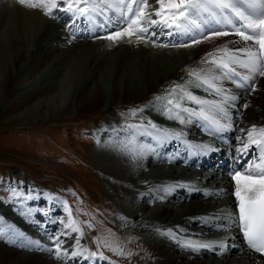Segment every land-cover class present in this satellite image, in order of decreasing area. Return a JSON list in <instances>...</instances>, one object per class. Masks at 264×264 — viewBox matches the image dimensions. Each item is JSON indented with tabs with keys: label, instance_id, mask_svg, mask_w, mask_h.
<instances>
[{
	"label": "bare ground",
	"instance_id": "1",
	"mask_svg": "<svg viewBox=\"0 0 264 264\" xmlns=\"http://www.w3.org/2000/svg\"><path fill=\"white\" fill-rule=\"evenodd\" d=\"M57 20L67 21V24L62 26L52 21L53 24L45 25L48 19L38 12L13 0H0V69L8 64L11 52L7 50L5 36L13 47L12 62L6 74L11 85L19 82L14 70L21 68L23 73L24 69L27 76L40 63L49 60L51 70H46L43 76V81L48 83L63 81L68 74L61 79L62 73L73 66L85 67L80 74V88L75 91L76 111L98 110V115H103L99 121L106 120L105 124L111 128L99 134L100 144L94 149V157L105 190L113 197L117 222L124 232L131 231L141 246L156 257L149 264H264V258L249 251L242 242L235 220L239 207L233 179L237 171L245 173L249 163L259 162V147L252 145L246 153L238 149L248 143L247 130L253 125L257 129L256 139L260 138L258 130L264 128V101L249 90V85L256 89V83L260 85L256 91L262 90L264 77L257 76L254 83L233 82L235 91H231L220 88L219 72L215 74L213 68V74L210 63L202 62H210L213 58L219 60L224 53L215 52L216 49L244 47V42L236 43L240 37L234 34L214 37V40L204 39L222 28L223 17L217 15L207 21V25L203 26L206 22L200 26L201 38L197 40L201 42L190 47L172 46L163 50L135 37H131L129 43L125 36L119 40L120 44L118 41L114 44L109 41L100 44L74 41L73 48H60L70 41L66 31L74 33L75 29H80L76 34L86 37L91 33L84 19L70 12L60 11ZM103 26L99 31L95 30L100 39L122 30L123 22L118 20ZM224 26L230 29L231 25L224 23ZM152 28V33L157 32V38L165 29L162 25ZM172 35H164L165 44L188 41L187 37ZM247 43L251 46V42ZM83 49L93 50L87 65L82 60ZM208 53H214V57H209ZM195 67L201 78L211 81L214 87L187 78L188 70H195ZM240 70L246 74V70ZM172 79H176L175 83L166 86ZM40 80L41 77L37 79V85ZM40 84L39 89L43 83ZM21 93L22 90L17 95ZM189 95L215 103L197 104L188 98ZM50 99L54 104L52 109L62 111L57 93ZM138 99L141 101L136 103L137 112H113L116 106L124 107ZM46 100L48 98L42 99L33 110H41L42 105L50 107ZM198 116L214 122L215 128L208 130L199 124ZM138 125L154 129L153 133L158 132L165 138L157 139L159 134L156 133L153 134L155 142L143 140L135 129H131ZM174 128H180L182 133L170 135ZM33 190L23 197L29 195L24 199L27 205L39 198ZM18 194L21 192L13 188L10 199L15 200ZM54 205L51 210L54 221L42 217L43 221L39 222L46 234L41 235L40 240L29 238L27 221L17 224L21 214L15 209L8 210L6 206L0 209V231L3 234L0 264H56L60 261L68 263L71 259L81 263L87 255H93L88 247L83 253V250L74 251V246H57V239L70 243L74 238L70 237L69 230H63L59 237L61 231L57 232L55 222L60 217L54 215L59 204ZM7 211L12 214H6ZM7 219L12 220L11 226L7 225L9 231L1 225ZM214 242H223L225 247L221 249ZM18 244L28 246L29 250L17 247Z\"/></svg>",
	"mask_w": 264,
	"mask_h": 264
},
{
	"label": "rangeland",
	"instance_id": "2",
	"mask_svg": "<svg viewBox=\"0 0 264 264\" xmlns=\"http://www.w3.org/2000/svg\"><path fill=\"white\" fill-rule=\"evenodd\" d=\"M13 1L19 3V0ZM33 2L38 3L39 0H33ZM44 2L47 3V0H44ZM148 3L152 5L153 8L158 7L156 0H148ZM19 4L22 5L21 3ZM22 6L38 12L40 15L44 16L46 20L48 19V21H46L47 23L44 22L45 25L53 24L52 21L62 26L67 24V21L59 22L57 20L59 12L65 10L57 11L53 9L51 15H46L45 8H29L26 4ZM59 7L60 9H64L67 8V5H60ZM151 10L152 9H149V11ZM70 13L73 16L83 18L91 34L89 37L78 36L76 33L80 31V29H75L73 31L74 33L66 31L67 33L65 34L69 37L70 41H67V45L65 46L60 45V48H67L69 46L73 48L75 46L74 41L98 43L109 41L114 44V41L111 42V40L104 38L105 36L103 37L104 39H100V35L95 34V30L99 31L100 28L104 27V23L121 21L120 15L115 13L114 10H109L107 13L103 14H93L92 17L81 16L74 12ZM153 18L157 20L160 19V17ZM211 19L212 18L209 17L207 13H204L196 22L198 24H203ZM207 24L208 22L203 24V26ZM158 25L159 24L150 26L145 23L144 27L149 28V32L147 34H142L140 40L153 47H160V49L163 48V50H166L167 48H172V46L173 48L190 47L194 44L192 42L193 40H197L198 37L201 38V36H199V30L195 28L190 31H184L166 27L162 30L163 32L161 31L162 35L157 38V32H155V34L152 33L154 31L152 27H157ZM226 27L227 26H225V28ZM225 28H222L223 32H235V28L232 25L230 29ZM164 35H172L176 38L187 37L188 41L184 42V44L183 42L182 44H165ZM208 36H211L210 40H214V37H217L212 36L211 33H209ZM132 37L136 38V36ZM3 39L6 41L8 52H12L13 47L9 43V38L5 36ZM117 41L120 44V41ZM153 41H155V43H153ZM55 44H57V41ZM80 49H82V47L79 48V50ZM81 51H83L82 60L87 65L92 58L91 55L93 50L83 49ZM11 52L8 64L5 65L2 70L0 69V209L5 206L8 210L15 209L21 214L20 221H18L17 224L27 221L28 223L26 225L30 228L28 231L30 233L29 238L32 237L34 240H40V237H43L41 235L46 234L42 232L43 229L41 230V223L39 222L43 221L42 217H46V220L48 218V221L50 220L53 222L51 210H53L55 206L54 203L56 205L59 204V210L54 214L56 217H60L57 218L55 222L56 230L57 232L58 230L61 231L59 237L63 230L65 232L69 230L70 237L74 239H72L70 243H63L56 238L59 241L58 247L64 245L74 246V251L79 252L83 250V253L89 248L93 255H89L88 259L91 260L93 264H149L154 261L156 257L141 246L140 242L135 239L131 231L124 232L117 222V210L113 203V197L105 190L103 176L101 175L98 162L94 157V149L100 144L99 134H102L103 131L107 129L111 130V128L105 124L106 120L99 121V118L103 115L99 116L98 110L83 113H78L76 111L75 91L80 88V84H78L80 82V74L85 67L80 64H78L77 67L73 66L69 68L67 72L64 70L60 78L62 79L63 75L66 73L68 77L63 81H52L48 83L43 81L45 79L43 76H45L46 70H51L49 60L48 62L40 63L38 68L31 70L27 76L24 74V69L23 73L21 68L16 71L14 70V74H16L15 79L16 81L19 80V82H15L11 85L6 78L9 64L12 62ZM210 66L212 68V73L213 68L215 74L219 72V75H217L220 77V82L222 83V86L220 83L219 87L235 91L231 83L236 80L227 74L224 69L217 70L216 65L211 63ZM88 69L90 68L86 70ZM192 70L194 69H189L187 72L188 79L191 80L192 78L196 81L198 80L202 84L206 83L205 85L207 86L212 84V82L207 79L203 80L199 73H197V76H191L190 72ZM196 70L197 67H195V71ZM238 71H240L242 75L244 74L240 69H238ZM40 77V82L43 83L41 89H39L41 85L40 82L37 85V79ZM175 81L176 79H172L165 85L169 86L175 83ZM165 88L166 87L163 86V89ZM259 88L260 85L256 83L254 94L256 92V97L264 101V88L257 92ZM21 90L22 93L17 95V92ZM54 93H57L60 97L62 111L57 112L52 109L54 104L50 97L54 95ZM45 98H48L45 102L50 107L47 108L42 105L44 107L43 109L41 106V110L34 111L33 107L38 106L42 99ZM140 101L141 100L138 99L131 103H127L124 107L120 105L116 106L113 112H126L128 110L137 112L136 103ZM49 108L50 110H48ZM197 121L208 130L215 128V123L205 117L198 116ZM138 126H133L131 129H135L136 133H138L139 137L143 138V140H150L153 142V134L158 132L153 133L155 132L154 129H150L146 126L143 127L142 125ZM117 128L119 127L117 126ZM179 133H182L180 128H174L169 132V134L173 136ZM158 134L159 136H157V139L165 138L160 135V133ZM159 141V144H162V140ZM168 157L166 158L167 160L170 158ZM167 163H170V161H167ZM24 185H28V187ZM13 188L21 192L20 195H16L15 200L10 199ZM30 189H34L33 191L37 192L35 195H37V197L39 196V198L34 200L32 203L33 205L30 204L32 206L25 203L29 195L23 198L24 195L29 193ZM52 200L54 202L53 204H51ZM17 201L19 205H17ZM6 214H12V212L7 211ZM11 221L12 220L9 219L4 220L3 224H1L2 227L4 226L5 229L9 231ZM15 225L12 223V227L17 229ZM3 229L1 228L2 231ZM11 231H13L12 228ZM17 231L19 232L18 229ZM4 237H6L5 234ZM2 239L3 234L0 231V240ZM9 244L11 247H16V245L12 243ZM18 246L25 251L29 250L28 246H22L20 244H18L17 247ZM60 251H63V249H60ZM67 251H69V249ZM71 260L68 263H60V261L56 264H82L79 263L80 261L78 260H72L73 262Z\"/></svg>",
	"mask_w": 264,
	"mask_h": 264
},
{
	"label": "snow or ice",
	"instance_id": "3",
	"mask_svg": "<svg viewBox=\"0 0 264 264\" xmlns=\"http://www.w3.org/2000/svg\"><path fill=\"white\" fill-rule=\"evenodd\" d=\"M19 3L26 4L29 8H45L46 15H51L53 9L70 11L88 17L114 10L120 15L123 28L104 38L115 42L127 36L129 43H131L132 36H136L139 40L142 34L149 32V28L144 27L145 23L150 26L159 24L166 28L190 31L193 28L200 29V24L196 21L204 13L213 19L220 15L225 24L235 28V32L213 31L211 35L218 37L235 34L240 37L236 43L244 42L245 46L232 50L227 49L226 46L216 49L215 52L224 53L219 60L213 58L210 62H202L216 64L217 70L224 69L227 74L241 83L250 81L254 83L257 76L264 77V0H156L158 7L155 8L148 3V0H47V3L44 0H39L38 3L33 0H19ZM64 4L67 8L60 9L59 6ZM81 4L83 6H80ZM149 9L152 10L149 11ZM153 17H160V19ZM210 38V36L204 37V39ZM192 42L195 44L201 41L193 40ZM247 42H251V46H248ZM207 55L214 57V53ZM238 69L246 70V74L242 75ZM190 75L197 76V72L192 70ZM209 86L214 87V84ZM249 90L254 91L255 89L249 85ZM216 91L220 90L216 89ZM188 98L197 104L215 103L214 101H202L191 95ZM220 110L223 112L222 108ZM184 111L189 110L184 109ZM258 132L260 138L256 139L254 138L257 133L256 126L253 125L247 130L248 143H245L238 151L246 153L252 145L259 147L260 155L257 157L259 162L249 163L245 173L237 171L233 179L236 181L235 196L239 207L238 218L247 244L253 250L264 253V128H260ZM214 243H218L221 249L225 247L223 242ZM57 246H59V241H57ZM203 247H209V245H203Z\"/></svg>",
	"mask_w": 264,
	"mask_h": 264
}]
</instances>
